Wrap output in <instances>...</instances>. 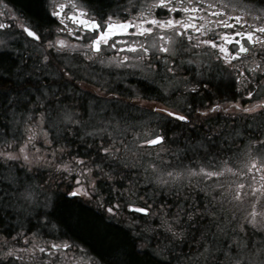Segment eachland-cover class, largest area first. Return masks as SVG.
Wrapping results in <instances>:
<instances>
[{"label": "trees", "instance_id": "trees-1", "mask_svg": "<svg viewBox=\"0 0 264 264\" xmlns=\"http://www.w3.org/2000/svg\"><path fill=\"white\" fill-rule=\"evenodd\" d=\"M4 1L18 13L22 20L28 21L34 28L37 24L43 25L39 30L41 40L52 38L57 21L55 18L38 13L34 0ZM83 1L102 16H106L116 7L113 5V0ZM12 53L11 57L0 62V103L6 102V96L11 98L16 94L13 89H18L21 94L27 89L34 96H39L33 93L39 89L47 93V100L51 101L53 107L64 108L66 105L69 106L76 102L89 104L90 98L86 95L64 91L70 86L68 82L76 80L75 77L65 75L58 78L62 73L60 70L57 82L54 81L55 78L51 81L44 73L46 68L43 66L38 68L35 64L36 61L40 62L39 57L29 55L30 52L24 54L19 51L18 55H16V51ZM60 62H62L61 59ZM42 65L44 64L42 63ZM6 69L8 70L6 71ZM219 88L229 91L233 89L230 84L219 85ZM142 90L144 91L139 92L144 98L161 92L150 91L147 87ZM122 96L123 99L126 98L127 103H130V96L127 93H123ZM111 101H107L106 104ZM96 102L98 104L97 100ZM4 122H6L5 118L0 116V123ZM260 122L259 119H256L241 127L223 128L226 132L223 140L214 142L195 140L205 131L197 126L186 128L183 124L172 123L171 120L166 123L163 120L161 129L165 137L163 143L157 147L139 146L134 149L130 146L129 140L109 141L119 149L115 154L117 159L105 157L98 151L104 142L93 140V137H88L75 130L74 134L68 133V135H75L77 139L68 138L67 142L60 139L59 147L63 150L57 151L56 159L50 166L42 168L37 174H28L30 179L25 185L30 184L34 189V211H30L23 205H18V209L19 207L25 208L20 215L13 211L11 215L8 211L0 212V216L4 218L3 227L11 230L13 235L19 231L30 237L28 245H25L21 239L20 243L13 247L23 248L26 246L28 250L33 251L36 249L34 245L40 246L45 243V240L67 241L85 247L101 264H196V260L191 259L196 258L198 246L205 243L212 247L211 241L214 240L219 244L215 249L217 251L212 253L214 258L209 255L205 260L202 259L203 263L228 264L226 258L217 259V256H223L219 253L227 250L224 242L230 236L222 235L215 225L226 223L229 226L232 222L227 220L223 214L219 215L216 193L211 191L209 185L207 186L208 182L194 179L178 187L168 186L166 189H161L151 181V176L145 169L143 161L152 157L163 167L169 169L175 163L200 164L215 158H228L248 138L257 136L259 132H264V125ZM53 147H57V145H53ZM229 147L232 149L231 151L220 150ZM73 158H83V165H77ZM67 163L70 167L68 171L56 168L57 164ZM71 164L73 166H70ZM97 165L104 173L109 174L111 179L102 176ZM82 168L90 170L88 171L89 179H93L90 183L95 181L94 188L93 185L91 186L93 196L91 198L72 197L70 198L71 202L66 199L55 215L49 217L54 228L52 226L47 228L37 226V222L32 221V214H36L38 208H43L45 196L51 198L57 187L61 191L71 189L68 186L74 184V180ZM11 171L13 175H18L21 172L18 169ZM185 196L189 197L190 203L202 209L207 206L208 212L206 217L202 218V222H197L198 228H185V239L170 243L162 235L164 229L161 225L165 219L176 214L177 209L173 207V204L177 198L183 200ZM129 201L149 206L151 213L135 215L128 212L124 205ZM116 203L120 206L119 210L115 208V215L109 214L106 209ZM213 207L216 209L215 213L211 211ZM169 209H171L170 212ZM18 218L20 219L18 220ZM224 229L229 232L227 227ZM138 234H142L141 239L136 240L135 237ZM205 235L208 236V240H205ZM243 237L249 241L246 236ZM32 240L35 243H31ZM2 251H7V248L0 249V252ZM248 255L253 256L250 253ZM31 257L32 253L28 258H24L22 264H43L38 259L31 260ZM245 260L248 261L247 258ZM258 261L257 264H264V259L260 256ZM5 264H12V262L5 261Z\"/></svg>", "mask_w": 264, "mask_h": 264}, {"label": "snow or ice", "instance_id": "snow-or-ice-1", "mask_svg": "<svg viewBox=\"0 0 264 264\" xmlns=\"http://www.w3.org/2000/svg\"><path fill=\"white\" fill-rule=\"evenodd\" d=\"M139 2L140 0H138ZM0 3H3V0H0ZM34 3L38 13L55 18L59 22L62 27L58 28L57 32H67L69 36L76 39H89L88 44H81L79 48L75 44L68 43L67 40L48 41V48L56 51L76 50L89 60L99 58L103 46L109 47L118 53H135L139 51L142 53V56L138 58L152 55L159 59L161 57L158 54H164L163 58L167 62L175 52L176 45L184 44L185 41H187L189 47L205 45L214 49L215 54H217V60H235L239 59L241 54H251L253 56L264 54V26L252 28L251 30H243L244 24L247 21L242 15L229 14L230 11L239 7L238 4H231V0H154V2L148 3L146 6L141 4V8L147 12V16L144 15V11H138L136 24H132L127 18L121 19L118 24L113 23V17L107 16L104 18L105 22L103 25L89 15L88 10L83 7V0H81V3H75L73 0H67V3H60L59 0H34ZM4 7L7 8V5L5 4ZM153 9L157 10L156 15L152 14ZM133 11H136L135 5L133 6ZM241 11L243 12L244 10L241 9ZM160 12H163V18L160 17ZM4 14L0 12V15ZM208 17L212 19H208ZM16 19L17 17L9 14V23L0 22V34L5 36L11 35L12 33L9 30L15 27L11 21ZM255 19L264 20V16H257ZM19 27L28 37L34 40L40 39L38 31L43 27L42 24H37L35 29L23 24ZM117 28L120 29L119 32L115 31ZM129 29L133 30V35L144 37L145 39L154 35V29L160 31L168 29L172 31L173 35H160L159 39L165 43H162L158 48L155 43L147 47L135 40L129 42L113 39L116 36L128 35ZM136 29H139V31H136ZM81 33H92L93 35L89 38L86 35H80ZM193 33H199L201 36L208 38L201 40L199 37H195ZM193 40L196 41L195 44L192 43ZM11 43L12 41L10 40L0 39V62L13 55L9 47ZM246 44L253 47H248ZM119 45L123 46L119 47ZM256 45L260 46L259 49L255 47ZM43 59L44 61L49 60L48 56H44ZM128 60L129 57L124 56L122 59L116 60V66L122 67ZM259 67L257 65V68ZM167 70L174 72V67H169ZM249 71L254 70L250 69ZM261 74H264V69H261ZM240 75L243 74L241 73ZM236 83H240L239 78H237ZM49 90L51 91V89ZM36 91L39 93V96H34L27 89H25L23 94L18 89H13V92L16 94L11 98L6 96V102L0 103V116H3L6 121L0 123V185H4L0 187V212L8 211L9 215L12 214V211H15L16 205L32 207L35 201V192L32 186L30 184L25 185L18 175L12 174L11 170L18 169V171L28 175L37 174L42 168L50 166L56 159L57 151L63 150L59 147V141L63 139V136L58 135L61 126H63L65 133H67L69 126L79 129L82 123L81 119L77 118V114L71 112L68 108L53 107L51 101L47 100L46 92H40L39 89ZM247 95L252 97L253 91H248ZM236 107L239 108L240 106L236 105ZM257 109L264 110V102L254 104L251 107H244L241 111L252 113ZM162 111L167 116L179 121H188V117L185 115H180L167 109ZM163 140V136H153L151 139L144 141V143L154 145L162 143ZM53 145H57V147H53ZM252 147L256 149L259 161L258 163L253 162L247 171L249 174L253 170L264 172V139H257ZM220 150L231 151L232 149L229 147L221 148ZM98 151L105 157L117 159L115 154L119 149L108 141H105L100 145ZM73 159L77 165H83L84 163V161L77 158ZM56 168L63 171L69 170L68 164H57ZM97 168L102 176L111 179V176L104 173L99 168V165H97ZM227 170L231 171V169ZM83 171L87 173L90 170L84 168ZM223 171L224 169H221V171H205L204 168H200L199 172L189 170L188 174L200 175L204 180H216L222 175ZM168 175L172 176L173 174L170 172ZM181 175V173H176L177 177ZM254 179L255 177H253ZM261 180H264V176H261ZM76 183L79 185L78 188H72L69 185L68 187L72 190L66 189L61 191L57 187L51 198L47 197V195L45 196L43 208L36 210L37 226L45 228L52 226L54 228L55 226L52 225L49 217L55 215L60 205L66 199H68V202H71L70 198L72 197L80 195L90 196V191L80 185L78 178L76 179ZM162 186H166V183L162 182ZM92 187L94 188V184ZM236 187L241 190L236 192V199L247 194L242 191L245 187L244 184H237ZM253 191L255 190L253 189ZM118 207L119 205L110 206L106 211L109 214L115 215L114 209ZM173 207L177 209L176 214L165 219L161 225L164 229L162 235L170 243L185 239V228H198L197 222H202V218H205L208 212L207 206L202 209L190 203L188 196L183 197V200L178 197ZM128 208L132 212L144 215L148 214V208L146 207L129 205ZM170 211L171 209H169ZM211 211L215 213L216 209L213 207ZM252 215L255 217L257 213L253 212ZM3 219V216H0V249L7 248V251L0 252V264H5V261H11L12 264H17V262L22 264L24 260L22 253L28 249L26 247H13V245L19 244L21 239H23L25 245H28L30 237L19 231L13 235L11 230L3 227ZM248 223L253 228L256 227L254 219L249 220ZM215 227L220 232L224 231L219 224H216ZM141 235L138 234L135 239H141ZM234 235L238 236L239 233H234ZM205 240H208L207 235H205ZM211 243L213 247H209L205 243H201L198 246L196 264H199V257L201 255L207 257L215 251V241L213 240ZM224 243L227 244V250L219 254L227 259L228 264H251L250 260L246 261L244 259V253L248 252L253 256L257 255V252H253L250 247L251 241L245 243L243 239L229 237ZM40 251L46 255L52 254L57 256L61 253L67 256L71 252L74 259L73 257L68 258L72 260V264H95L92 257L88 255L84 248L67 241L49 243L47 252H45L44 248H41ZM258 255L264 259V241H261Z\"/></svg>", "mask_w": 264, "mask_h": 264}, {"label": "flooded vegetation", "instance_id": "flooded-vegetation-1", "mask_svg": "<svg viewBox=\"0 0 264 264\" xmlns=\"http://www.w3.org/2000/svg\"><path fill=\"white\" fill-rule=\"evenodd\" d=\"M59 2L67 3V0H59ZM73 2L81 3V0H73ZM152 2H154V0H140L139 3L136 2L134 4L136 11H133L134 5L132 7L125 6L118 9L109 16L113 17L112 21H120L121 19L127 18L132 22V24H136L137 12L144 11V9L141 8V4L146 6L148 3ZM5 4L7 5V8L4 7ZM231 4H238L239 7L233 11H230L229 14L242 15L247 21V23L244 24L243 30H251L252 28L264 26V20H257L255 19L257 15L254 14L252 16L251 14L252 5H254L252 0H231ZM83 7L88 10L90 16L94 17L102 25L104 24L105 17H101L98 14L92 12V7H90L86 2H83ZM256 7L264 8V3ZM241 9L244 11L242 12ZM8 10H10L8 3L5 1L0 3V12H10ZM156 13L157 10L153 9L152 14L156 15ZM6 15L7 14L0 15V19L4 18ZM144 15L147 16L146 11H144ZM159 15L161 18H163L164 14L163 12H160ZM208 19L212 18L208 17ZM60 27L62 26L59 25L58 28ZM136 31H139V29H136ZM54 32L60 34L61 37H63V35H67L68 38L64 40H67L70 44H75L77 48H79L81 44L89 43V39H76L69 36L67 32H57V30H54ZM132 32L133 30L130 29L128 35L116 36L113 37V39L118 41L126 40L129 42L135 40L147 47H150L153 43H155L158 48L162 43H165L159 39L160 35H173L172 31L168 29L163 31L154 29V35L145 39L144 37L133 35ZM80 35H86L88 37L92 36L93 34L81 33ZM193 35L195 37H199L201 40L208 38L201 36L199 33H193ZM257 35L259 34L257 33ZM49 40L52 41V39L32 41L37 44L47 46V42ZM192 43L195 44L196 41L193 40ZM23 44L24 43L18 41L17 44L12 45L13 47L10 49L12 52L22 51L24 54L30 52L29 55H32L33 52L29 50V47H26ZM122 46L123 45H119V47ZM246 46L253 47L247 44ZM255 47L259 49L260 46L256 45ZM103 48H108V51L104 55L105 59L120 60L124 56H128V62H137L140 65V69H150L155 75L152 76V79H149L142 77V72L138 71V69L135 71L128 70V72H124L120 71L118 68L112 67L107 68L108 70L105 74L106 82L104 83L101 81V74L88 76L87 80H85L80 74H74L76 75V80L68 82L70 86L65 88L64 91H69L74 94H84L88 98H97L96 100L99 102H107L111 101L112 98L114 99L111 102H108L106 105H99V103L98 105H92L80 102L69 105V107H71V109L76 112L77 118L81 119L82 123L79 129L69 126L67 133H65L63 126H61L58 135L63 136L64 142H67L66 140L68 138L77 139V136L75 135H68V133L74 134L75 130L76 132L87 135L88 137H93V140L96 139L99 142L117 140L131 141L137 137L136 135L140 132L139 128L135 127L134 123L136 115L139 118H146L144 125L141 126L143 127L142 130L155 129L156 133L154 136L165 137V134L161 129L163 126V120L166 123L170 122L171 120L172 123L183 124L186 128H188V126L189 128L197 126L205 130L203 133H201L202 135L197 136L195 140H210L214 142L223 140V137L226 134L223 128H234L236 126L241 127L243 124L248 125V123L255 121L256 119H259L261 121L260 123L264 125V110L257 109L252 113H244L241 111V109L244 107H251L254 104L264 102V74H261V69H264V54H257L256 56L251 54H241L239 59L230 61L217 60V54H215L214 49L205 45H201L199 47H189L187 41H185L184 44L176 45L175 52L166 62V60L163 58L164 54H158L161 57L159 59L152 55L138 58L142 56V53L139 51L135 53H118L109 47L102 46V49ZM51 51V67L53 73L56 74V80L54 81L57 82L58 69L61 65L59 60L62 58L59 51L54 49H51ZM71 51L74 53V55L80 57L81 67L85 68L90 62H92V60L86 59L81 52L76 50ZM35 64L38 66V68L39 66H42V62L36 61ZM257 65L260 67L257 68ZM169 67H174V72H169L167 70ZM99 69L100 66H97L96 70ZM250 69L254 71L250 72ZM241 73L243 75H240ZM66 74H68V72H66ZM90 78L97 80V82H91ZM237 78H239L240 83H236ZM223 84L232 85V91H229L228 89H220L219 85ZM145 87H147L150 91L161 92L159 94H152L148 96V99L151 101V103L147 106H142L139 104V102L135 101L137 100L138 91H144L142 89ZM162 87H164L166 90H164ZM248 91H253L252 97L247 95ZM123 93H127V95L130 96V103H127L126 98L123 99ZM236 105H239L240 107L237 108ZM67 107L68 106L66 105L64 108ZM164 109L177 112L180 115H185L188 117V121H179L169 117L164 111H162ZM84 110L85 114H83ZM93 111H95L96 114H94ZM89 112L91 115H89ZM100 119L102 121L105 119L106 121L99 123ZM109 124L129 125L130 128H128L126 131H116L113 126ZM107 132L114 133L116 137H109ZM263 134L264 132H259L257 136L249 138L247 141L256 142L257 139L262 138ZM152 137H150V139ZM79 160L83 161V158H79ZM72 163L74 164V162ZM73 164L70 166H73ZM89 177V173H85L83 168L80 172H78V176L75 178L72 188L79 187V185L76 183V179L78 178L80 185L90 191V196L80 195L79 197L91 198L93 196L91 186L93 184L95 185V181L90 183V181L93 179H89ZM62 190L64 189L62 188ZM115 205L118 204L116 203ZM141 207L148 208L147 215L151 213L149 206L141 205ZM119 208L120 206L116 209L119 210ZM124 208L128 212L134 213L135 215H144L129 211L125 205ZM114 211L116 213V210ZM47 251L48 250L45 249V252ZM45 256L50 261V264H53L56 261H61L63 264H72V260L68 258L73 257L71 252H69L67 256L63 255L62 253L58 256L52 254H45ZM94 262L95 264H98L96 261Z\"/></svg>", "mask_w": 264, "mask_h": 264}, {"label": "rangeland", "instance_id": "rangeland-1", "mask_svg": "<svg viewBox=\"0 0 264 264\" xmlns=\"http://www.w3.org/2000/svg\"><path fill=\"white\" fill-rule=\"evenodd\" d=\"M138 0H113V5L116 7L120 6H133ZM123 3V4H122ZM252 9L251 14L252 16L256 14L257 16H264V8L256 7L262 4V0H252ZM256 5V6H255ZM114 7L113 9L115 10ZM117 10V9H116ZM10 12H6L7 14L4 18L0 19V22L9 23V14L13 16L10 10ZM114 12V11H113ZM11 23L15 26L9 31L12 33L9 36H5L0 34V39L3 40H10L12 43L9 45L10 48H12V45H16L18 41L21 43H24L23 45L26 47H29V50L32 51V55L34 57H39L40 62H42L44 65L43 67L46 68L45 75L49 77L48 79L53 81V78H56V74L53 73L52 67H51V49L48 48V42L47 46L37 44L33 42L32 40H29V37H27L23 32H20V24L21 22L16 20L11 21ZM91 38L92 36H88ZM68 38L67 35H61L54 37L52 41L55 40H64ZM50 41V40H49ZM108 51V48H103V51L99 54V58L92 59V62L89 63V65L85 68L81 67V59L79 56L74 55V53L71 50L68 51H59L61 55L60 67L58 69V78L64 77L65 75H69L70 77H76L74 74H80L83 76L85 80L88 79V76H94L96 74H101V81L106 82L105 74L107 73V68H118L120 71L128 72L129 71H135L138 69V71L142 72V77L152 79L155 74L150 69H140V65L137 62H126L124 66H116V60L112 59H105L104 55ZM18 52V51H17ZM16 52V53H17ZM48 56L49 60L44 61L43 57ZM103 61V63H101ZM97 66H100L99 70L97 69ZM61 70V72H60ZM68 72V74H66ZM44 80H46L44 78ZM91 82H97V80L90 78ZM164 90H166L164 87H162ZM34 91V90H31ZM45 92V91H40ZM33 93H36L39 95L37 91H34ZM97 98H90L89 104L92 105H98L96 102ZM98 101V100H97ZM135 102H139L142 106H147L151 103V101L148 98L142 97L140 92L138 91L137 100ZM81 103V102H80ZM99 105L103 104L106 105V101L99 102ZM71 112L75 113L74 110L71 109V107H67ZM94 114H96L95 111H93ZM85 114V110L83 112ZM89 115L91 113L89 112ZM142 118L135 117L134 123L135 127L140 128L142 125H144V122H139ZM146 120V118H145ZM106 121L103 119V121L100 119L99 123H102ZM130 121V120H129ZM112 125L113 128L116 131H126L128 128H130L129 125H122V124H109ZM155 129L152 130H142L137 134L136 138L131 140V147L136 149L140 145L144 143L147 139L155 135ZM107 135L109 137H116L114 133L107 132ZM135 135V133H134ZM261 139H264V134ZM255 144V141H245L240 148L234 150L233 155L229 156L228 158L220 159L215 158L211 161H205L200 164H191V163H175L173 166H171L169 169L163 167L159 162H157L152 157L146 158L143 161V164L145 166V169L149 172V175L151 176V181L159 186L161 189H166L168 186H181L183 184L189 183L193 181L194 179H200V181H204L200 175H189V170L199 172L200 168H204L205 171H221V169H224L222 175L216 179V180H205L208 182L207 186L209 185L211 191H214L216 193V201L218 205V212L219 215L223 214L224 217L227 220H231L232 224H226L222 223L220 226L224 229L227 227L229 229V232L224 229L223 232H220L222 235L233 237L234 239H243L244 242H248L243 236H246L249 241H254L255 243L251 244V248L253 252L257 251V255L250 256L248 255V252L244 253V259L250 260L251 263L257 264L259 261V255H258V249L260 247L261 241L264 240V180H261V176H264V172H256L253 170L252 173H248L247 169L251 167L253 162L258 163L259 161V155L254 147L252 145ZM227 169H231V171H228ZM172 173V176H169L168 173ZM176 173H181L182 175L180 177L176 176ZM243 173V175H241ZM18 176L21 181L24 182V184L29 181L30 179L28 175H25L24 172H19ZM253 177L255 179L253 180ZM162 182L166 183V186H162ZM237 184H244L245 187L242 190L243 192L247 193L245 196L236 199V192L241 191L237 189ZM4 185H1L0 187H3ZM253 189L255 191H253ZM255 205V207H254ZM28 208L30 211H34V205L32 207H25ZM23 207H19L18 205L13 211L15 214L17 212L20 213L25 210ZM253 212L257 213L255 217H253ZM20 218H18L19 220ZM255 220L256 227L253 228L248 221L249 220ZM32 221H36L35 214H32ZM224 221V220H223ZM226 225V226H222ZM239 233L238 236H235L234 233ZM226 241V240H225ZM31 243H35V241H31ZM51 243L50 240H45V243L43 246L48 248V244ZM36 249L33 251L27 250L24 253H22L24 258H28L29 255L32 253L31 260L38 259L43 264H49L50 261L46 258L45 254L40 251L39 245H34ZM219 244L216 242L214 244V248H218ZM26 247V246H24ZM213 247V246H212ZM28 248V247H27ZM227 248V244L226 247ZM255 249V250H254ZM217 251V250H215ZM201 255L199 257V264H204L202 259H206L205 256ZM212 257V255L210 256ZM214 258V257H212ZM223 259L224 256H217V259ZM191 260H196V258H192ZM60 264H63L61 261H56ZM206 262V261H205ZM195 263V262H194Z\"/></svg>", "mask_w": 264, "mask_h": 264}, {"label": "water", "instance_id": "water-1", "mask_svg": "<svg viewBox=\"0 0 264 264\" xmlns=\"http://www.w3.org/2000/svg\"><path fill=\"white\" fill-rule=\"evenodd\" d=\"M118 24V23H117ZM115 31H117V32H119L120 31V29L119 28H117V29H115ZM155 145V144H154ZM129 206V205H128ZM128 206H127V208H128ZM137 207V206H136ZM129 209V208H128Z\"/></svg>", "mask_w": 264, "mask_h": 264}, {"label": "bare ground", "instance_id": "bare-ground-1", "mask_svg": "<svg viewBox=\"0 0 264 264\" xmlns=\"http://www.w3.org/2000/svg\"><path fill=\"white\" fill-rule=\"evenodd\" d=\"M138 117V116H137ZM92 136V135H91ZM131 137V136H130ZM183 140V139H182ZM93 149V148H92ZM132 177V176H131ZM133 180V179H132Z\"/></svg>", "mask_w": 264, "mask_h": 264}]
</instances>
